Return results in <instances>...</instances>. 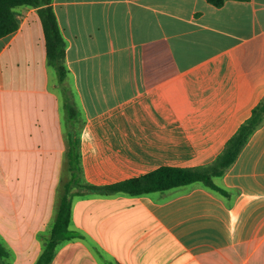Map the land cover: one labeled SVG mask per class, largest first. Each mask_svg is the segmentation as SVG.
Wrapping results in <instances>:
<instances>
[{"label": "crops", "instance_id": "obj_1", "mask_svg": "<svg viewBox=\"0 0 264 264\" xmlns=\"http://www.w3.org/2000/svg\"><path fill=\"white\" fill-rule=\"evenodd\" d=\"M51 5L67 42L64 80L39 7L19 6L18 29L0 37V264L37 261L67 185L78 236L53 264H264V122L216 178L227 194L202 183L137 196L82 185L218 157L264 99V0Z\"/></svg>", "mask_w": 264, "mask_h": 264}, {"label": "trees", "instance_id": "obj_2", "mask_svg": "<svg viewBox=\"0 0 264 264\" xmlns=\"http://www.w3.org/2000/svg\"><path fill=\"white\" fill-rule=\"evenodd\" d=\"M216 6H222L228 0H208ZM52 0H0V37L18 29L20 22L17 8L27 5L39 7L48 50L49 64L55 67L61 80L69 72L66 65L67 42L61 31L57 14L51 5ZM264 122V99L254 108L252 115L239 127L229 139L223 151L209 164L199 166L164 165L146 174L124 179L110 184L96 185L90 182L82 183L84 187L99 190L104 193L125 192L130 195H142L157 191H166L192 183H202L206 187L227 194V190L217 184L216 178L226 173L239 158L246 144ZM79 146L69 150L73 162L79 156ZM73 213V200L67 185L61 197L55 223L46 238L44 248L34 264H53L58 255L59 245L78 235L70 228ZM9 249L0 240V257L9 256ZM2 264H8L1 260Z\"/></svg>", "mask_w": 264, "mask_h": 264}, {"label": "rangeland", "instance_id": "obj_3", "mask_svg": "<svg viewBox=\"0 0 264 264\" xmlns=\"http://www.w3.org/2000/svg\"><path fill=\"white\" fill-rule=\"evenodd\" d=\"M77 170L79 171L80 169H79V168H77ZM60 181H61V179L59 178V181H58V182L60 183ZM59 192H60V189H59Z\"/></svg>", "mask_w": 264, "mask_h": 264}]
</instances>
